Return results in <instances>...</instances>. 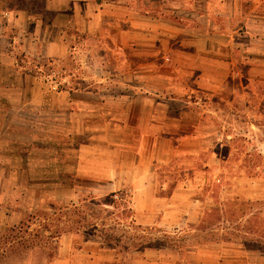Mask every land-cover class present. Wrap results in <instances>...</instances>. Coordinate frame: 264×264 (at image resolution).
Masks as SVG:
<instances>
[{
  "label": "crops",
  "instance_id": "1",
  "mask_svg": "<svg viewBox=\"0 0 264 264\" xmlns=\"http://www.w3.org/2000/svg\"><path fill=\"white\" fill-rule=\"evenodd\" d=\"M86 38L111 54L113 77L94 74L98 51ZM72 57L80 76H49ZM234 76L264 81V0H0V196L5 179L34 172L27 165L54 132L66 144L70 131L89 132L92 141L72 149L76 177L98 195L129 189L137 224L165 221L180 211L181 190L157 196L154 165L196 136L181 122L189 110L172 104L194 77L216 86ZM71 80H109L123 91H81L67 87ZM101 133L113 142H99ZM12 213L10 223H20ZM73 240L63 234L54 257L32 250L23 264H96L100 253H71Z\"/></svg>",
  "mask_w": 264,
  "mask_h": 264
},
{
  "label": "rangeland",
  "instance_id": "2",
  "mask_svg": "<svg viewBox=\"0 0 264 264\" xmlns=\"http://www.w3.org/2000/svg\"><path fill=\"white\" fill-rule=\"evenodd\" d=\"M85 43L97 47L95 61L100 67L94 74L113 77L107 66L112 56L102 49V43L87 38ZM77 61L70 58L65 71L51 69L55 79L80 76L83 68L76 70ZM90 72L92 68L85 67L84 74ZM227 81L215 86L194 77L186 87L187 93L180 97L176 92L172 94L180 98L173 108L189 110L181 122L195 127L196 136L182 146L180 154L154 165V187L157 196L169 195L174 188L181 190L177 196L178 213L166 215L163 222L137 224L129 189L111 193L117 200L115 208H101L96 201L110 194L94 193L95 184L78 179L74 173L72 149L92 141L93 133L70 131L66 144L64 133L54 132L51 141L33 150L35 154L27 168L34 172H22L19 179L4 181V195L0 196V223H4L0 224V253L2 244L11 239L10 228L19 224L17 216L14 224L10 223L13 211L21 215V221H28L29 215L50 214L52 204L63 211L65 207L73 210L71 205H75L84 212L86 222L104 225L100 228L103 233L89 231L93 234L88 235L86 228L68 233L74 236L71 253L83 247L90 253H100L96 264H264V81L238 76ZM95 86L102 92L123 91L122 86L109 80L94 86L71 80L67 87L83 91ZM100 135L99 142H113L108 136L105 139L104 133ZM61 158L69 162L62 169ZM56 215L61 225L64 214ZM249 227L258 231L260 239L244 246L240 242ZM84 240L89 244L84 246ZM13 252L8 251L0 264H23L31 259V251L23 246ZM40 261L38 258L36 263Z\"/></svg>",
  "mask_w": 264,
  "mask_h": 264
},
{
  "label": "trees",
  "instance_id": "3",
  "mask_svg": "<svg viewBox=\"0 0 264 264\" xmlns=\"http://www.w3.org/2000/svg\"><path fill=\"white\" fill-rule=\"evenodd\" d=\"M113 197L114 195L110 194L106 197L99 198L96 201V204L101 208L102 206H111L115 208V203H117V200ZM49 207L52 209L51 213H44V215L47 217H41L40 215L36 214L33 216L29 215L26 219L28 221H21L17 226L10 228L11 239L10 241L2 244L1 250L3 253H0V259L4 257L7 258L8 255L5 254L8 251L10 254H13V251L17 250L20 246H23V249H28L29 251L37 249L40 251H45L47 256L51 258L55 256L58 238L63 234L78 233L82 231L83 228H86L87 230L89 229L86 231L88 235H92V231H99L100 233H103L100 231V228H105L104 225L102 224V227H100L97 222H86V219L84 218L85 215H82L84 212L79 210V208L77 209L75 205H71V207L74 208L73 210H70L69 207H65L64 211L66 212H64L62 208L54 209V205L52 204H50ZM122 208L124 209V206H122ZM102 210L105 211V209ZM69 211L72 212L69 213ZM58 213H60V215L64 214V217L66 218H64V221L61 223V225L58 223L60 219L56 218V214ZM30 219L32 220L30 221ZM32 226H34L32 231H29ZM26 233L29 237H25ZM257 233L258 231L256 229L249 227L248 231L245 232L244 235L246 237H243L240 243L244 246L250 243H255L258 238L260 239V236ZM249 234H255V237H249ZM103 236L107 237L108 235L105 234Z\"/></svg>",
  "mask_w": 264,
  "mask_h": 264
},
{
  "label": "built area",
  "instance_id": "4",
  "mask_svg": "<svg viewBox=\"0 0 264 264\" xmlns=\"http://www.w3.org/2000/svg\"><path fill=\"white\" fill-rule=\"evenodd\" d=\"M48 74H49V76H51L52 78L55 79V71L54 70H51Z\"/></svg>",
  "mask_w": 264,
  "mask_h": 264
}]
</instances>
